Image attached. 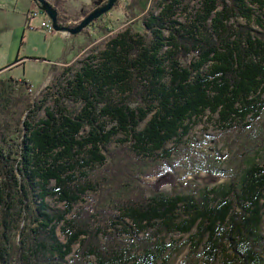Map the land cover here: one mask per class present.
Returning a JSON list of instances; mask_svg holds the SVG:
<instances>
[{"label": "trees", "instance_id": "trees-1", "mask_svg": "<svg viewBox=\"0 0 264 264\" xmlns=\"http://www.w3.org/2000/svg\"><path fill=\"white\" fill-rule=\"evenodd\" d=\"M143 29L93 51L37 101L25 96L27 82L0 79V264H156L164 246L152 242L156 233L141 239L137 230L155 223L168 231L180 207L193 210L189 225L200 220L211 235L228 225L226 236L245 249L236 264H261L264 162H250L237 185L213 188L214 200L204 196L196 206L161 194L177 183L163 170L152 174L154 196L124 192L116 216L85 200L115 182L110 166L84 170L106 161L100 146L113 137H125L140 157L179 139L207 112L223 122L246 118L264 94V0H153ZM253 133L238 130V169Z\"/></svg>", "mask_w": 264, "mask_h": 264}, {"label": "rangeland", "instance_id": "rangeland-1", "mask_svg": "<svg viewBox=\"0 0 264 264\" xmlns=\"http://www.w3.org/2000/svg\"><path fill=\"white\" fill-rule=\"evenodd\" d=\"M45 1L61 16L62 27H77L108 0H67L58 8L54 7V0ZM135 1L138 2V8L133 0H121L117 8L115 6L81 34L69 36L55 31L51 35L44 33L40 27L45 22L46 15L38 12V6L32 0H0V69L21 61L12 71L3 70L0 79L12 78L29 83L31 89H26L25 96L31 102L39 100L46 87L56 83L66 70L86 60L93 51H101L108 41L129 30L143 33L144 18L153 7V0ZM28 12L36 14L30 27L28 24L22 25L21 18V15ZM256 100V108L244 119L237 117L223 122L216 115L207 112L188 122L187 133L179 139L166 144L160 151L141 154L140 157H135L136 152L125 137H113L100 146L99 152L106 161L98 163L93 160L84 170L87 174L94 175L110 166L111 172L116 176L115 182L103 186L96 193L88 194L85 200L98 211L116 216L118 212L114 208L115 202L122 199L124 192L137 187L149 197L154 196L151 186L157 177L152 174L159 170L164 171L163 175H172L177 182L174 186H166L161 190L165 197L188 198L189 204L193 206L204 196L214 200L215 195L210 190L229 184L237 185L239 174L244 172L250 162H264V94ZM260 116L261 119L258 120ZM246 126L253 128L254 133L250 146L245 152L242 151V167L238 169L232 162L244 141L237 143L236 136L238 130ZM131 156L136 160L139 158L137 164L132 159L131 163L128 161ZM126 164L127 170L118 169V166ZM216 168L220 174H216ZM49 203L57 206L53 200H49ZM194 216L193 210L184 211L180 207L174 214L172 227L168 231H159L154 223L147 229L137 230V236L143 239L149 233H156L152 242L164 246V252L156 264H236L245 254V249L243 243L237 242L234 236H226L228 225L225 224L211 235V231L204 229L206 225L201 228L200 220L189 225ZM101 217L97 216L96 219L101 220ZM102 220H106L103 224L110 222ZM261 228L257 258L264 264V222ZM58 236L64 241L60 232ZM100 238H103L102 235ZM121 239L127 244L131 243V237L127 233H123ZM87 263L95 264V260L88 258Z\"/></svg>", "mask_w": 264, "mask_h": 264}, {"label": "water", "instance_id": "water-1", "mask_svg": "<svg viewBox=\"0 0 264 264\" xmlns=\"http://www.w3.org/2000/svg\"><path fill=\"white\" fill-rule=\"evenodd\" d=\"M39 10L46 15L52 22L53 29L56 33H65L69 36L81 34L89 25L99 20L102 16L108 14L115 6L117 0H108L107 4L96 9L93 13L87 16L76 28L62 27L58 24V12L45 0H32Z\"/></svg>", "mask_w": 264, "mask_h": 264}, {"label": "built area", "instance_id": "built-area-1", "mask_svg": "<svg viewBox=\"0 0 264 264\" xmlns=\"http://www.w3.org/2000/svg\"><path fill=\"white\" fill-rule=\"evenodd\" d=\"M40 10H39V8H38V12H39ZM41 12V11H40ZM43 14V13H42ZM36 14H34V13H29L28 15H27V17H28V21H30L34 16H35ZM46 17V20H45V22H43L42 23V25H41V30L44 32V33H46V34H49V35H51L53 32H54V29H53V25H52V22L50 21V19L47 17V16H45Z\"/></svg>", "mask_w": 264, "mask_h": 264}, {"label": "crops", "instance_id": "crops-1", "mask_svg": "<svg viewBox=\"0 0 264 264\" xmlns=\"http://www.w3.org/2000/svg\"><path fill=\"white\" fill-rule=\"evenodd\" d=\"M35 6V5H34ZM37 7V6H36ZM28 14H29V12H28ZM27 13H25V14H23V15H21V18H22V25L24 24V26L25 25H27L28 24V26L30 27V24L32 25V20H33V18L30 20V21H28V17H27V15H28ZM14 15V14H13ZM44 15V14H43ZM45 16V15H44ZM46 20V19H45ZM42 25V24H41ZM40 29H41V27H40ZM14 32H17L16 30L14 31ZM14 32H13V34H14ZM21 61H16V63H12V64H9V65H7L6 67H4V68H2V69H0V74H1V72L3 71V70H6V71H12L13 70V68L14 67H16V66H18L19 65V63H20ZM8 69V70H7ZM29 84V83H28Z\"/></svg>", "mask_w": 264, "mask_h": 264}, {"label": "flooded vegetation", "instance_id": "flooded-vegetation-1", "mask_svg": "<svg viewBox=\"0 0 264 264\" xmlns=\"http://www.w3.org/2000/svg\"><path fill=\"white\" fill-rule=\"evenodd\" d=\"M118 1H119V0H117V1H116V4H115V6L118 4ZM107 2H108V1H107ZM107 2H106V3H104L103 5H100V6L102 7V6L106 5V4H107ZM115 6H114V7H115Z\"/></svg>", "mask_w": 264, "mask_h": 264}]
</instances>
